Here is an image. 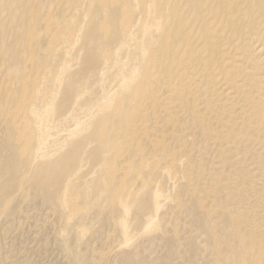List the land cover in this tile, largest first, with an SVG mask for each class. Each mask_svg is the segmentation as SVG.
Here are the masks:
<instances>
[{"label": "bare ground", "instance_id": "1", "mask_svg": "<svg viewBox=\"0 0 264 264\" xmlns=\"http://www.w3.org/2000/svg\"><path fill=\"white\" fill-rule=\"evenodd\" d=\"M42 1L0 0L21 224L56 198L91 264H264V0Z\"/></svg>", "mask_w": 264, "mask_h": 264}, {"label": "rangeland", "instance_id": "2", "mask_svg": "<svg viewBox=\"0 0 264 264\" xmlns=\"http://www.w3.org/2000/svg\"><path fill=\"white\" fill-rule=\"evenodd\" d=\"M46 2L47 0L42 1L40 5L43 6ZM75 64L76 61L73 60L72 65ZM70 70L71 64L67 72ZM3 145L0 144V264H91L92 255L87 242L77 249L71 239V230L66 238L59 236L62 220L51 215L54 205L59 202L56 198L43 202L34 195L25 208L29 224H21L18 215L21 205L19 196L11 198V186L2 184L7 178V154L3 152L6 150ZM51 219L55 221L52 226ZM42 223L44 225L41 227ZM64 238L65 241L62 242ZM96 242L100 246L101 242L97 238ZM153 254L158 257L164 252L158 247Z\"/></svg>", "mask_w": 264, "mask_h": 264}]
</instances>
